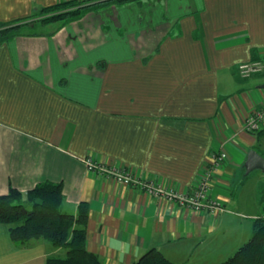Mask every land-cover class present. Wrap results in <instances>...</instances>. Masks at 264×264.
<instances>
[{
  "label": "crops",
  "instance_id": "obj_1",
  "mask_svg": "<svg viewBox=\"0 0 264 264\" xmlns=\"http://www.w3.org/2000/svg\"><path fill=\"white\" fill-rule=\"evenodd\" d=\"M68 1L0 0V23ZM261 59L264 0H145L21 33L0 45V196L61 184L64 212L89 206L86 246L102 264H134L150 250L174 264H222L264 218V174L244 167L252 150L264 158V122L243 130L264 108V75L238 71ZM88 161L179 193L211 171L209 197L225 210L185 209ZM57 252L43 239L17 246L0 224V264H47Z\"/></svg>",
  "mask_w": 264,
  "mask_h": 264
},
{
  "label": "trees",
  "instance_id": "obj_2",
  "mask_svg": "<svg viewBox=\"0 0 264 264\" xmlns=\"http://www.w3.org/2000/svg\"><path fill=\"white\" fill-rule=\"evenodd\" d=\"M145 0H88L68 1L42 9L29 19L0 23V45L20 35L28 21L41 16L42 23L61 22L62 27L80 21L88 13L104 7L143 4ZM63 186L50 181L38 184L27 193L11 189L0 196V224L9 229L10 237L17 246L34 240L47 241L52 253L47 264H102L100 259L87 250L86 226L89 206L82 203L77 215L64 212ZM134 264H174L159 251L150 250ZM222 264H264V218L253 223L251 239Z\"/></svg>",
  "mask_w": 264,
  "mask_h": 264
},
{
  "label": "built area",
  "instance_id": "obj_3",
  "mask_svg": "<svg viewBox=\"0 0 264 264\" xmlns=\"http://www.w3.org/2000/svg\"><path fill=\"white\" fill-rule=\"evenodd\" d=\"M238 71L242 78L264 75V59L242 63L238 66ZM263 122L264 108L255 111L245 120L243 130L250 134L257 133L262 128ZM226 159L227 155L225 153L214 156L209 165L210 170L212 172L217 171ZM87 165L91 172L101 174L115 183L138 188L149 195L191 211L208 212L215 215L225 210L221 202L209 197L211 171L202 176L192 193H179L159 182L140 178L129 168H111L105 164L94 163L92 161H88Z\"/></svg>",
  "mask_w": 264,
  "mask_h": 264
},
{
  "label": "rangeland",
  "instance_id": "obj_4",
  "mask_svg": "<svg viewBox=\"0 0 264 264\" xmlns=\"http://www.w3.org/2000/svg\"><path fill=\"white\" fill-rule=\"evenodd\" d=\"M149 6L146 7V9H148ZM50 15V14H49ZM49 15L47 16H41V17H37L35 19H31L30 21H28V26L23 30L22 34H38L41 31L44 30H52L53 33L55 31H59L62 28V23L61 22H49V23H42V19H44L45 17L48 18L50 17ZM148 37V35L146 36V38Z\"/></svg>",
  "mask_w": 264,
  "mask_h": 264
},
{
  "label": "water",
  "instance_id": "obj_5",
  "mask_svg": "<svg viewBox=\"0 0 264 264\" xmlns=\"http://www.w3.org/2000/svg\"><path fill=\"white\" fill-rule=\"evenodd\" d=\"M244 167L246 170V175H249L256 170H260L264 174V158L256 151L252 150L248 153Z\"/></svg>",
  "mask_w": 264,
  "mask_h": 264
}]
</instances>
